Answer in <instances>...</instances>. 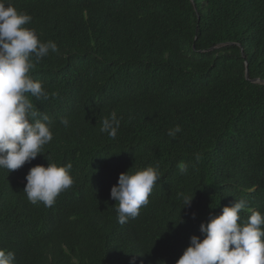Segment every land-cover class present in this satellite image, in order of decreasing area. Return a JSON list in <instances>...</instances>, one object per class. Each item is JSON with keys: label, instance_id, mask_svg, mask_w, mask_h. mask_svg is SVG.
I'll use <instances>...</instances> for the list:
<instances>
[{"label": "trees", "instance_id": "1", "mask_svg": "<svg viewBox=\"0 0 264 264\" xmlns=\"http://www.w3.org/2000/svg\"><path fill=\"white\" fill-rule=\"evenodd\" d=\"M5 3L29 14L25 27L59 51L30 72L49 95L30 99L49 116L53 139L21 168H0L3 239L16 244L41 231L37 241L58 255L54 264H104L91 241L96 218L112 220L110 191L121 173L150 166L160 178L135 224L141 256L158 254L153 264H176L201 223L235 200L247 201L243 220L248 209L264 214V86L250 83L264 81V0ZM112 112L120 119L115 139L100 132ZM176 125L182 131L173 139L167 131ZM48 163H70L73 185L52 207L38 202L29 219H18L28 210L18 202L19 180ZM185 197H193L190 207ZM31 250L20 264H50L42 248Z\"/></svg>", "mask_w": 264, "mask_h": 264}, {"label": "clouds", "instance_id": "2", "mask_svg": "<svg viewBox=\"0 0 264 264\" xmlns=\"http://www.w3.org/2000/svg\"><path fill=\"white\" fill-rule=\"evenodd\" d=\"M31 21L29 14L0 0V168L9 173L43 154V147L53 139L49 116L40 113L30 99L47 100L49 95L41 81L32 79L30 72L50 51L55 53L59 49L54 41L43 42L35 29L25 27ZM60 123L68 127L69 119L61 118ZM119 128L120 119L112 112L103 119L100 132L115 139ZM181 131V126L176 125L168 129L167 135L174 139ZM195 159L199 162L201 155L195 154ZM71 167L70 163L31 167L26 181L19 180L21 194H17L18 202L22 201L28 210H18L17 218L29 219L37 211L38 202L52 207L74 183ZM177 167L181 174L187 172L186 163L180 162ZM159 178L158 166L119 175L118 183L110 191L111 199L116 201V212L112 220L97 216L91 238L104 264L154 263L157 252L144 257L140 254L143 243L135 221L140 209L148 205ZM192 199L185 197L184 206L190 207ZM247 207L244 199L235 200L230 206H224L219 216L210 215L207 223H201L200 235L190 237L189 246L176 264H264V214L248 209L251 214L243 220L239 214ZM43 237L45 232L38 231L28 238L23 235L15 244L3 239L0 233V264H20L26 258L21 256L33 253L31 247L42 248L40 254L48 255L49 263L54 264L58 255H52L37 241ZM18 244L27 247L20 256Z\"/></svg>", "mask_w": 264, "mask_h": 264}, {"label": "water", "instance_id": "3", "mask_svg": "<svg viewBox=\"0 0 264 264\" xmlns=\"http://www.w3.org/2000/svg\"><path fill=\"white\" fill-rule=\"evenodd\" d=\"M192 5L194 6V3H193V0H189ZM245 79L248 80V75H247V70L245 71ZM251 84H254V85H263L264 86V81H259V80H253V81H250Z\"/></svg>", "mask_w": 264, "mask_h": 264}, {"label": "rangeland", "instance_id": "4", "mask_svg": "<svg viewBox=\"0 0 264 264\" xmlns=\"http://www.w3.org/2000/svg\"><path fill=\"white\" fill-rule=\"evenodd\" d=\"M37 211H38V210H37ZM37 211H36V212H37ZM28 237H29V235H26V236H25V238H28Z\"/></svg>", "mask_w": 264, "mask_h": 264}]
</instances>
